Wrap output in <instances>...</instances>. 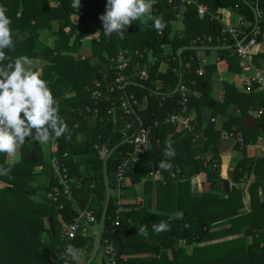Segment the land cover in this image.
<instances>
[{
    "label": "trees",
    "instance_id": "16d2710c",
    "mask_svg": "<svg viewBox=\"0 0 264 264\" xmlns=\"http://www.w3.org/2000/svg\"><path fill=\"white\" fill-rule=\"evenodd\" d=\"M197 1L222 20H225L230 9L241 16L243 20L239 31L244 38L253 33L255 16L251 7L255 8L258 29L263 34V38L258 37V43L264 41V0H258L257 4L255 0ZM82 2L83 8L79 11L71 7V0H60V4L53 0H0V7L7 10L6 14L12 21V36H20L13 40V50L4 51L10 59L19 56L31 58L35 64L33 70H40L42 78L48 81L59 105V115L68 129L61 137L50 139L47 144L34 139L26 140L19 147V159L14 162L7 163V154H0V166L11 169L8 175L0 176V264H55V261L64 264L61 256L66 244V227L77 212L86 209L90 203L94 205L97 224L103 210V161H99L94 146L105 145L108 153L123 141L122 133L127 124H132L133 128L127 131L131 135L140 123L142 127L150 128L151 148L127 172L126 178L132 184H138L142 178L159 173L162 180L153 182L147 179L143 182L145 191L151 185L157 187L155 212L135 211L136 205H130L123 212L124 206L115 196L114 178L122 155L132 146L125 143L109 158L107 178L111 197L101 239L111 242L118 255L125 258L119 260L118 264H264V155L262 158H247L244 155L246 146L259 137L264 140V92H259L257 85L246 79L244 92H238L231 83H223L222 103L212 101L208 94L209 83L218 63L206 65L198 74L200 63L197 54L200 49H186L204 48L202 52L209 54L211 51L206 48L218 45L220 23L199 19L196 8L191 4L181 9L179 0H172L171 3L157 0V3H153L152 12L162 17L166 24L162 32L158 33L152 27V20L145 18L143 21H133L122 39L115 33L105 37L99 28L98 17L104 12L106 1ZM178 14L186 29L183 35L173 34L172 24ZM45 34L55 38L53 46L40 41ZM197 35L211 36L213 42L203 46L190 45L191 38ZM220 45L233 50L229 39ZM183 48L185 50L178 54ZM144 50H151V56L144 54L139 58L134 55L135 51ZM231 50L219 49L216 52L219 61L227 63L228 70L239 73L240 59ZM123 51L128 52V62L125 70L119 72L115 59ZM150 59H154V62ZM254 59L257 63L261 59L264 62V53L254 55ZM162 62L168 65L164 74L159 72ZM143 69L147 72L145 81L138 77ZM119 74L123 77L122 82L116 81ZM179 79L183 87L200 94L199 97H187L185 110L180 104V93L168 95ZM127 82L139 86L124 89ZM247 87L249 91H246ZM130 98L136 104L131 105L132 113L126 116L120 105ZM232 105L238 108L239 116L229 117L222 130L243 139V144L234 145V149L241 154L233 171L234 182L241 184L247 182L251 175L256 177L248 187V210L243 206V189L234 188L227 194L221 190L218 193L215 189L221 188V180L218 171L220 159L216 150L219 132L213 130V125H209L204 134V146L211 149L212 157L207 163L201 162L202 169H208L206 181L210 186L209 192L192 197L188 191L189 184L183 188L179 183L180 179L190 177L183 175V168L189 160L180 165L174 163L168 171L158 167L166 142L170 141L172 145L174 140L167 137L174 128L164 123L167 115L188 116L189 110L195 109L198 119L194 120L193 128L198 130L202 110H213V116H216L224 114ZM252 112L259 113L256 129L238 132L245 116ZM210 132L215 138L210 137ZM52 155L64 164L72 180L70 199L65 198L59 189L56 200L37 201L35 196L47 194L57 187L50 162ZM37 168H40V172H37ZM173 174L176 177H172ZM42 178L48 179L46 185L40 184ZM259 189L262 190V201ZM172 198L173 203L170 202ZM74 200L79 204L78 209ZM120 208L122 211L116 213ZM176 212H182L183 217L177 218ZM116 220L119 222L117 226L114 225ZM162 221L167 224L166 230L155 232L153 225H159ZM141 225L146 226V236H141L138 231ZM223 226L229 227L215 231ZM239 233H243L244 237L196 246ZM246 237L251 238L250 243H247ZM178 241L186 246L194 245L190 255L186 247L177 248ZM72 244L81 251L86 247L92 252L94 240L90 235L78 236ZM168 249L173 254L170 261L166 253ZM145 252L152 255L146 259L133 257ZM68 264H76V261L70 257ZM91 264L107 263L101 256Z\"/></svg>",
    "mask_w": 264,
    "mask_h": 264
},
{
    "label": "crops",
    "instance_id": "0c3cea01",
    "mask_svg": "<svg viewBox=\"0 0 264 264\" xmlns=\"http://www.w3.org/2000/svg\"><path fill=\"white\" fill-rule=\"evenodd\" d=\"M225 21H228L231 25H236L238 21V15L237 14H226ZM173 28V34H179L183 35L182 33L185 32V27L182 24V21L180 19H177L172 24ZM17 34L13 35V40H17V38H20ZM40 41L47 44L48 46H53L55 38L50 37L48 35H42L40 37ZM86 41H88L86 39ZM85 41V42H86ZM223 50H231L228 48L229 46ZM203 50H200V52L197 54L199 63H200V72L202 73L203 68L206 65L213 64L215 62L218 63L217 65V71L213 74L211 81L209 83V98H211L212 101L221 104L224 99V90H223V83H231L233 87L238 92H244V85L246 79H249L250 75H252V72H247L244 70V63L242 61L239 62V69L240 72L236 73L235 71L228 70L227 63L220 62L219 60V54L216 51H211L209 54H205L202 52ZM231 53H234L233 50L230 51ZM253 52L255 55L259 53H264V41L257 43L253 47ZM254 59L253 66L256 71L259 72V74L264 75V62L261 59L257 64ZM35 66L34 62L32 64V68ZM168 65L165 62H162L159 67V72L164 74L167 71ZM198 71V73H199ZM182 86V83H181ZM183 87V86H182ZM194 92V91H193ZM198 95L196 97H199V93L196 92ZM221 110V109H220ZM247 115L252 116L255 120L259 116L258 112H252ZM181 122L177 125H172L173 131L168 134V138L174 139L172 143V147L175 150L176 155L172 158H168L164 155L165 149L162 152L161 160H168L172 166L174 163L176 164H183L185 161H190L186 167L183 168V175L186 174L190 175L189 179L183 178L184 180L180 179V182L182 184V187L185 188L188 186V191L192 197H200L204 193H207L210 191L209 183L206 181L208 169H202L201 162L207 163L211 157V149L204 146V134L206 130L208 129L209 125H213V130L216 132H219V143L217 146V155L220 159L219 164V174H220V180H221V188L217 187L215 188L218 193H220V190L227 194L230 191H232L234 188H241L243 189L244 197H243V206L245 209L248 210L249 203H250V197L248 193V187L255 181L256 177L254 175H251L247 182L243 183H235L233 180V171L237 164V162L241 159V154L237 150L234 149V145L236 143L234 137H231L230 135L226 134L225 131L222 130V127L224 123L227 122V119L230 118H237L239 116V110L235 105H232L228 108V110L223 114H219L216 116H213V110L204 109L202 110L200 117H201V123L200 128L198 130H195L193 128L194 120L198 119L197 111L195 109H191L188 112V116H180ZM244 119L241 123L243 124ZM197 123V122H196ZM240 125V127H241ZM185 126H189L192 128V130L188 131ZM235 127V126H233ZM256 127H257V120H256ZM256 129V128H255ZM239 131V130H238ZM210 137L215 138L213 135H211V132L209 133ZM244 155L247 158H262L264 155V140L263 138H257L256 141L253 144H250L245 147ZM19 159V148L14 155H7V163L14 162ZM192 161H197V163H194ZM202 169V170H201ZM37 172H40V168L36 169ZM47 178H42V181L46 185ZM149 179L150 181H156V180H162V176L159 173H154L149 175L148 177L142 178L141 182L138 184H132L129 178H126L124 180V190H123V196L119 200V202L124 206V211L126 212L130 205H136L134 210H147L149 212H155L156 209V186L150 187L147 191L144 190V181ZM223 182H226L228 185V192H225ZM259 197L262 201V190L259 189ZM41 195V194H40ZM39 197V195H38ZM37 198V196H35ZM75 201V200H74ZM171 203H173V198L170 200ZM75 208H79V204L77 201L74 202ZM229 226H223L221 228L215 229L217 230H225ZM144 234L141 233V236ZM244 237L243 233H239L232 236L223 237L218 240L209 241L206 243H202L199 245H196L198 247L201 246H207L214 243L219 242H230L236 239H241ZM96 237H94L95 241ZM245 240L247 243L251 242L250 237H246ZM177 248L186 247L187 254L190 255L192 252V247L194 246H186L185 243L178 241L176 243ZM95 249V245H94ZM94 249L92 252H89L86 247L80 251V257L79 260L76 261V264H86L87 261L92 256ZM99 251H101L99 249ZM98 251V252H99ZM97 252V253H98ZM96 253V255H97ZM167 256L169 261L173 259L172 250H167ZM152 254L150 252L145 253H139L136 254L133 257H139V258H149ZM102 256V253H100L97 258L95 256L94 260H99ZM93 260V261H94Z\"/></svg>",
    "mask_w": 264,
    "mask_h": 264
},
{
    "label": "clouds",
    "instance_id": "9594fccd",
    "mask_svg": "<svg viewBox=\"0 0 264 264\" xmlns=\"http://www.w3.org/2000/svg\"><path fill=\"white\" fill-rule=\"evenodd\" d=\"M154 0H106L104 12L98 19L102 22V32L106 36L113 33L121 39L133 21L145 18L152 20V27L159 33L166 27L162 17L153 16ZM72 8L80 11V0H72ZM0 7V154H16L26 140L34 139L47 144L50 139L59 138L67 132V124L59 115V105L49 87L42 78L40 70H33V61L28 56L10 59L5 49L13 50L12 23ZM222 11V10H221ZM5 61L8 63L5 64ZM164 155L172 158L176 155L171 142H166ZM158 167L168 171L172 164L163 160ZM10 168L0 166V176L10 173ZM182 218V212H176ZM167 224H154L153 229L159 233L166 230ZM138 231L147 235L146 226H139ZM80 249L68 245L67 253L74 261L80 257Z\"/></svg>",
    "mask_w": 264,
    "mask_h": 264
},
{
    "label": "built area",
    "instance_id": "2783aa9c",
    "mask_svg": "<svg viewBox=\"0 0 264 264\" xmlns=\"http://www.w3.org/2000/svg\"><path fill=\"white\" fill-rule=\"evenodd\" d=\"M60 4V0H53ZM106 1V0H105ZM160 1V0H159ZM256 4L258 0H255ZM155 3H157V0H154ZM169 3L172 2V0H168ZM180 5H193L196 8V13L199 19H208L209 21H215L220 23L221 29L220 34L218 35L217 47H221L220 43L226 41L229 39L232 43L233 52L234 54L242 61L245 65L244 70L247 72H252V75H250L249 80L257 85V90L260 92H264V75L259 74L258 71L255 70L253 63H254V55L253 47L258 43V37L263 38V34L258 29H253V33L249 37H241V33L239 31V26L242 23L243 18L238 15V21L236 25H231L228 21L222 20L219 15L212 14L209 12L207 7L205 5L200 4L197 0H179ZM81 8H83V2L80 0ZM72 4V0L71 3ZM72 7V6H71ZM78 10V9H75ZM233 12L231 9L229 10V15ZM152 15L155 16L152 12ZM177 19H180V14L176 16ZM151 20V19H149ZM99 28L102 31V22H99ZM103 33V32H102ZM104 35V33H103ZM105 37H109L104 35ZM213 42V38L211 36L206 35H197L195 37H192L190 40V45L197 46V45H207L211 44ZM144 54H148V56H151L152 51L151 50H144V51H135L134 55L142 58ZM128 56L127 51L120 52L116 59L115 64L119 72H122L127 67L128 59L126 58ZM151 62H154V59H150ZM198 74H201L199 71ZM139 80L145 81L147 79V72L145 69L141 70L138 74ZM117 82H122L123 77L119 74L118 78L116 79ZM98 86V84H96ZM250 88L247 87L246 91H249ZM96 93V92H95ZM178 93H180V96L182 98L181 100V107L183 110L186 109V102L187 97L192 96L196 97L198 94L196 92L191 91L187 87L180 86ZM136 104L135 100L126 99L121 102V109L123 110V114L126 116H130L132 113L131 105ZM88 111V110H87ZM110 110L109 112H111ZM181 122L180 117L175 114H169L164 120V123L166 124H172L177 125ZM132 124H127L125 127V132L122 133L123 140H127L126 143H129L132 147L130 150L126 151L117 166V169L115 171V178H114V189H115V196L117 199H121L123 196V189H124V180L126 179V174L129 172L140 160L141 156L144 155L150 148H151V131L150 128H144V127H138V129L133 133L134 136L128 135L130 129H132ZM185 128L188 129V131L192 130L191 127L185 126ZM231 136V135H230ZM234 137L236 143L243 144L242 136H231ZM94 149L97 150L99 161H104L107 153L105 145L97 144L94 146ZM66 157V155H64ZM50 162L53 167L54 171V179L56 181L57 187L53 189V191L47 193L48 199L56 200L57 198V192L59 189L62 190L63 195L65 198L70 199L71 195V185L72 180L68 177L67 169L64 166L63 163H59L57 157L55 155H52ZM178 173V172H177ZM172 177H176V174H173ZM183 180V179H182ZM93 188V185L91 186ZM118 200V202H119ZM120 204V203H118ZM94 205L90 203L86 207V209L78 211L76 216L72 219L70 224L66 227V232L64 234V239L66 241L65 247H64V253L61 256L62 259H64V264H68V260L70 259V255L67 253V247L68 245H72V242L75 238L78 236H96V231L98 228L97 220L94 215ZM122 209H118L116 213L121 212ZM118 220L115 221L114 225H118ZM103 234V233H102ZM102 237V236H101ZM102 240V239H101ZM100 250L102 253V258L107 264H118L119 260H125L122 256H119L115 246L105 240L101 241ZM55 264H58V261L54 262Z\"/></svg>",
    "mask_w": 264,
    "mask_h": 264
},
{
    "label": "water",
    "instance_id": "95a60500",
    "mask_svg": "<svg viewBox=\"0 0 264 264\" xmlns=\"http://www.w3.org/2000/svg\"><path fill=\"white\" fill-rule=\"evenodd\" d=\"M254 16H255V24H254V29H256L258 27V16H257V12L256 9L251 7ZM227 47H210V48H206L207 50L210 51H217L219 49H225ZM230 48V47H228ZM186 49H192V50H204V48H198V47H193V48H186ZM183 50H185V48L181 49L178 51V54H180ZM179 61H180V65H181V58L179 56ZM182 80L179 79L175 89L172 91V93L168 94V95H175L180 86H181ZM127 86H139L136 83H131V82H127L125 83V85L123 86L124 89L127 88ZM140 128L142 127V123H140ZM256 128V120L250 116V115H246L244 118V122L241 125L240 129L238 132H240L242 129H249V130H254ZM134 136V134L132 135ZM127 142V140H123L119 145H117L116 147H114L111 151L108 152V154L106 155L104 161H103V165H102V174H103V181H104V186H105V202H104V206H103V210L101 213V217L98 223V228L96 231V239H95V249L94 252L92 254V256L90 257V259L87 261L86 264H91L92 261L94 260L96 253L99 251L100 246H101V236L104 230V223H105V219H106V215H107V210H108V206H109V202H110V197H111V190L109 188V181L107 178V162L109 160V158L111 157V155L113 154L114 151H116L120 146L124 145ZM224 185V190L225 192H228V185L226 182H223ZM49 223H50V227L52 229V220L51 218H49Z\"/></svg>",
    "mask_w": 264,
    "mask_h": 264
},
{
    "label": "rangeland",
    "instance_id": "374dc122",
    "mask_svg": "<svg viewBox=\"0 0 264 264\" xmlns=\"http://www.w3.org/2000/svg\"><path fill=\"white\" fill-rule=\"evenodd\" d=\"M46 181H47V183H48V179H46ZM41 184H44L43 183V181H42V179L39 181ZM46 183V184H47ZM37 201H41V202H45L47 199H48V197H47V194L46 193H42L41 195L39 194V197H38V195H37V198H35ZM96 237V236H95ZM92 238H93V240H94V236H92ZM94 245H95V241H94ZM93 249H94V247H93ZM101 253V252H100ZM99 253V254H100Z\"/></svg>",
    "mask_w": 264,
    "mask_h": 264
}]
</instances>
